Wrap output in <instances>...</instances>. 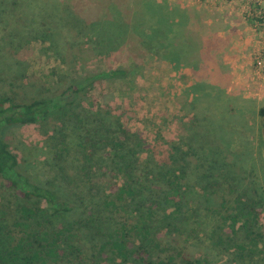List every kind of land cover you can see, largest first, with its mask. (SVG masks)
<instances>
[{
    "label": "rangeland",
    "instance_id": "obj_1",
    "mask_svg": "<svg viewBox=\"0 0 264 264\" xmlns=\"http://www.w3.org/2000/svg\"><path fill=\"white\" fill-rule=\"evenodd\" d=\"M117 69L91 86L92 101L146 143L192 142L214 165L216 195L201 201V223L223 194L264 208V0H0V93L58 99L88 74ZM67 95L66 110L88 108L87 97ZM68 120L9 126L4 136L23 174L73 200L82 178L53 157L59 136L78 132ZM6 183L0 177V189ZM259 222L260 242L243 261L197 247L212 264H264V212ZM84 233L89 252L97 240Z\"/></svg>",
    "mask_w": 264,
    "mask_h": 264
},
{
    "label": "trees",
    "instance_id": "obj_2",
    "mask_svg": "<svg viewBox=\"0 0 264 264\" xmlns=\"http://www.w3.org/2000/svg\"><path fill=\"white\" fill-rule=\"evenodd\" d=\"M117 74L123 71L91 73L73 83L69 95L88 98V108L77 114L66 110L67 91L58 99L28 100L0 93V177L7 179L0 189V264H212L197 243L241 261L251 256L260 242L254 228L261 203L223 194L215 208L204 207L209 218L201 223V201L216 195L208 188L214 165L192 142L146 143L92 101L91 86ZM55 115L78 130L72 140L61 134L52 144L53 157L64 159L61 172L82 178L73 200L23 174L4 136L6 127ZM258 115L264 118V107ZM78 208L85 216L68 220ZM85 231L97 240L89 252Z\"/></svg>",
    "mask_w": 264,
    "mask_h": 264
},
{
    "label": "built area",
    "instance_id": "obj_3",
    "mask_svg": "<svg viewBox=\"0 0 264 264\" xmlns=\"http://www.w3.org/2000/svg\"><path fill=\"white\" fill-rule=\"evenodd\" d=\"M255 4L259 5V3L261 2V0H254Z\"/></svg>",
    "mask_w": 264,
    "mask_h": 264
}]
</instances>
